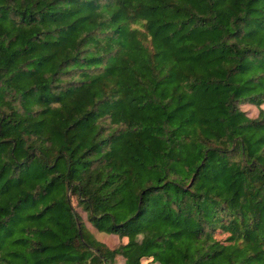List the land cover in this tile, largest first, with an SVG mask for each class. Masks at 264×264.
Returning <instances> with one entry per match:
<instances>
[{"label":"trees","instance_id":"16d2710c","mask_svg":"<svg viewBox=\"0 0 264 264\" xmlns=\"http://www.w3.org/2000/svg\"><path fill=\"white\" fill-rule=\"evenodd\" d=\"M263 105L264 0H0V264H264Z\"/></svg>","mask_w":264,"mask_h":264},{"label":"rangeland","instance_id":"374dc122","mask_svg":"<svg viewBox=\"0 0 264 264\" xmlns=\"http://www.w3.org/2000/svg\"><path fill=\"white\" fill-rule=\"evenodd\" d=\"M18 2L20 1H25V0H17ZM264 107V105H263ZM242 108L247 111L248 115L250 117H256L258 116L259 113V109L256 105L253 104H244L242 105ZM76 200L74 201V204H76ZM77 210L78 212L82 215L83 219L85 220L87 226L89 227V229L91 231H93L95 233V235L97 236V238L100 241H103L109 248H116L119 245L122 244V242H125L126 240L120 238L118 235L116 234H109L106 232H99L87 219V214L86 212L79 206H77ZM219 237L223 238L225 235H218ZM125 262V258L122 256H118L116 258V261L114 264H124Z\"/></svg>","mask_w":264,"mask_h":264}]
</instances>
